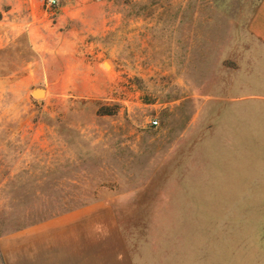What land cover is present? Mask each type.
<instances>
[{"label":"rangeland","instance_id":"obj_1","mask_svg":"<svg viewBox=\"0 0 264 264\" xmlns=\"http://www.w3.org/2000/svg\"><path fill=\"white\" fill-rule=\"evenodd\" d=\"M98 1L35 35L0 0V239L103 202L135 264H264L259 0Z\"/></svg>","mask_w":264,"mask_h":264},{"label":"crops","instance_id":"obj_2","mask_svg":"<svg viewBox=\"0 0 264 264\" xmlns=\"http://www.w3.org/2000/svg\"><path fill=\"white\" fill-rule=\"evenodd\" d=\"M101 4L98 0L60 4L54 27L76 25L75 21L84 17L81 8L91 7L97 11ZM18 5L21 4L15 5L14 9H18ZM246 5L241 7L245 11H240L239 16L248 17L249 40L256 42V49H250V57L256 59L257 65H264V0ZM22 7L27 17L20 26L29 25L27 33L40 34L48 23L43 5L22 4ZM16 18L14 16L13 20ZM256 80L264 82V77ZM258 87L264 89V85L259 84ZM261 95L254 97L264 99V94ZM0 249L5 264H135L116 212L103 202H94L32 223L2 237Z\"/></svg>","mask_w":264,"mask_h":264},{"label":"built area","instance_id":"obj_3","mask_svg":"<svg viewBox=\"0 0 264 264\" xmlns=\"http://www.w3.org/2000/svg\"><path fill=\"white\" fill-rule=\"evenodd\" d=\"M42 2L43 7L45 8L46 12L54 9L57 6L58 0H40ZM153 125H156L157 122L153 121Z\"/></svg>","mask_w":264,"mask_h":264},{"label":"water","instance_id":"obj_4","mask_svg":"<svg viewBox=\"0 0 264 264\" xmlns=\"http://www.w3.org/2000/svg\"><path fill=\"white\" fill-rule=\"evenodd\" d=\"M31 95L34 98H36V99H40V98L45 96V89H43V88H33L31 90Z\"/></svg>","mask_w":264,"mask_h":264}]
</instances>
